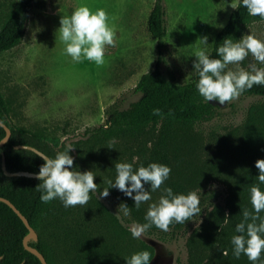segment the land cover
Wrapping results in <instances>:
<instances>
[{
  "label": "trees",
  "instance_id": "obj_1",
  "mask_svg": "<svg viewBox=\"0 0 264 264\" xmlns=\"http://www.w3.org/2000/svg\"><path fill=\"white\" fill-rule=\"evenodd\" d=\"M34 1L18 0L6 14L0 24V53L22 43ZM165 16L163 0H155L148 15L147 29L157 40V56L153 66L134 87L140 94L139 99L127 108H122L119 100L111 103L106 108V122L87 127L85 136L70 144L51 138L42 130L14 122L10 115L13 108L0 88V119L11 129L9 140L0 147V196L9 199L27 217L38 233V239H30L28 243L44 254L48 264H119L114 253L116 241L128 232L124 228L122 230L117 216L94 192H90L87 204L66 208L59 199L41 202L40 193L35 188L39 181L35 177L6 175L2 167L3 156L7 169L12 172H38L44 163L33 150L16 147L20 144L34 146L49 157L71 146L69 154L77 170L79 160L94 158L95 150L110 153L112 146H116V153L129 157L134 170L149 162L170 166L169 178L151 194L162 195L164 187H171L174 193L195 192L201 212L184 224H170L168 231L153 225L146 232L164 241L178 239L186 236L192 222L203 216L200 228L192 231L187 239L186 262L179 259L176 264H251L243 253L238 258L233 255L230 239L233 234H238L234 227L243 218L242 210L252 211L250 187L258 185L264 190V184H259L256 178L259 170L255 167V161L264 154V85L254 84L239 95L257 97L259 101L250 105L241 125L242 141L238 151L245 154L244 168L226 180L227 191L222 206L217 202L219 192L207 187L208 179L204 178L201 170H193L184 162L186 143H191L195 137L203 139V127L220 115L221 105L216 101L207 103L198 94L195 87L198 77L187 83H178L172 72H165ZM260 20L259 16H250L238 0L227 23L214 37L211 56L217 57L215 48L223 43V38L240 39L247 27ZM154 108H159L161 115H154ZM5 134L4 127L0 125V140ZM144 187L151 191L148 184ZM97 190L100 191L98 184ZM124 204L130 210L128 216L122 214L124 219L140 225L145 223L147 209L136 208L128 201ZM210 207H213L211 211ZM260 215L264 216V212ZM28 232L18 214L0 201V264H42L39 257L24 246L23 239ZM133 241L136 252L147 250L154 256L152 245L141 239ZM208 248L213 249L210 254ZM206 256L208 260H205ZM261 258L264 259V252Z\"/></svg>",
  "mask_w": 264,
  "mask_h": 264
},
{
  "label": "rangeland",
  "instance_id": "obj_2",
  "mask_svg": "<svg viewBox=\"0 0 264 264\" xmlns=\"http://www.w3.org/2000/svg\"><path fill=\"white\" fill-rule=\"evenodd\" d=\"M17 1L0 0V24ZM154 3L155 0H35L22 43L0 53V88L13 108L12 120L70 144L83 138L87 127L104 124L106 108L111 103L119 100L122 108H127L138 100L140 94L134 87L157 56V40L147 29ZM163 3L167 24L163 68L175 75L176 82L187 83L195 77L193 51L199 48L212 51L215 35L227 23L238 0H163ZM79 6L92 12L103 9L115 32V46L106 47L102 65L89 60L73 62L63 52L58 32L60 20ZM249 33L264 40V19L247 27L243 35ZM204 36L207 45L201 43L200 37ZM250 64L264 67L251 54L240 62V67L248 70ZM228 68L235 70L236 65L229 64ZM257 101V97L239 96L221 105L220 115L203 127V139L195 137L185 145L184 162L193 170H201L208 179L207 187L219 192L217 202L222 206L226 180L244 168L245 154L238 151L241 125L250 105ZM112 147L110 153L95 150L94 158L76 164L79 171L91 170L95 174L94 183L100 191L108 187V180L114 179L116 162L130 163L129 157L116 153V146ZM100 191L94 193L117 216L122 230L128 232L118 238L114 251L119 264H126L125 257L136 252L133 240H138L130 229L140 224L124 219L119 206L134 201L114 187H109L107 197L100 196ZM151 197L139 208L148 209L160 194L152 193ZM203 218L194 220L187 235L178 239L164 241L145 231L139 239L155 250L149 264H176L179 259L186 262L187 239L200 228ZM212 251L207 249L208 254Z\"/></svg>",
  "mask_w": 264,
  "mask_h": 264
},
{
  "label": "clouds",
  "instance_id": "obj_3",
  "mask_svg": "<svg viewBox=\"0 0 264 264\" xmlns=\"http://www.w3.org/2000/svg\"><path fill=\"white\" fill-rule=\"evenodd\" d=\"M239 3L250 16L264 19V0H239ZM58 32L64 54L77 63L89 60L102 65L106 47H114L116 43L115 32L103 9L92 12L86 6L76 7L70 15L62 16ZM200 40L202 44H208L206 36L200 37ZM215 51L217 57H212L205 48L192 53L196 57L192 72L198 77L195 87L205 102L216 101L224 105L254 84L264 85V67H257L256 64H250L248 70L240 67V62L249 54L264 65V40L251 33L235 40L225 37L222 44L216 45ZM229 64L236 65L235 70H226ZM153 114L161 115V110L154 108ZM71 148L57 151L54 157L36 154L44 160L35 176L39 181L35 188L40 193L41 202L59 199L67 208L85 205L90 199V192L97 194L95 174L91 170L79 171L73 167V157L69 154ZM255 167L259 170L256 176L259 184H264V158L257 159ZM114 168L115 177L108 180V187L100 191V196L107 197L109 187H114L130 197L136 208L152 199L151 192L160 189L171 172L170 166L158 162L140 165L135 170L133 163L116 162ZM145 184L149 185L151 191L145 189ZM249 197L252 211L242 210L243 218L235 224L234 232L238 234H233L230 239L232 252L237 258L243 253L251 264H264L261 258L264 252V216L260 215L264 212V190L253 185L249 189ZM199 203L195 192L174 193L171 187H164L158 201L149 204L145 223L131 228V235L139 239L153 225L168 231L170 224H184L201 212ZM119 209L124 216L130 214L129 207L124 203L120 204ZM152 256L149 251L140 250L125 257V260L126 264H149Z\"/></svg>",
  "mask_w": 264,
  "mask_h": 264
},
{
  "label": "water",
  "instance_id": "obj_4",
  "mask_svg": "<svg viewBox=\"0 0 264 264\" xmlns=\"http://www.w3.org/2000/svg\"><path fill=\"white\" fill-rule=\"evenodd\" d=\"M0 125L4 127L6 134L4 135V137L0 140V147L3 146L10 138L11 136V129L10 127L4 123L1 119H0ZM17 148H26V149H30L33 150L36 153L42 154V155H46L44 152H42L41 150L37 149L34 146L31 145H17ZM47 156V155H46ZM2 167L3 170L5 172L6 175L8 176H27V177H35L37 172H30V171H25V170H19V171H9L6 167V161H5V156H3V161H2ZM0 201H3L5 203H7L17 214L18 216L23 220V222L26 224L27 228L29 229L28 234L24 237L23 239V243L24 246L27 250H29L30 252L34 253L36 256L39 257V259L41 260L42 264H48L46 257L44 256V254L42 252H40L36 247L30 245L28 242L30 239H38V233L36 232V230L34 229V227L30 224L29 220L27 219V217L16 207V205L14 203H12L9 199L0 196Z\"/></svg>",
  "mask_w": 264,
  "mask_h": 264
}]
</instances>
